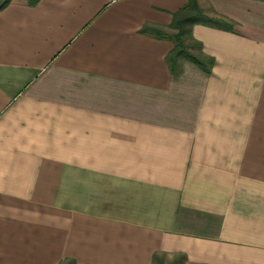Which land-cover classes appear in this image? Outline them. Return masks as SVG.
Instances as JSON below:
<instances>
[{
    "label": "crops",
    "instance_id": "crops-1",
    "mask_svg": "<svg viewBox=\"0 0 264 264\" xmlns=\"http://www.w3.org/2000/svg\"><path fill=\"white\" fill-rule=\"evenodd\" d=\"M187 2L0 11V264H264V1L199 0L173 76Z\"/></svg>",
    "mask_w": 264,
    "mask_h": 264
},
{
    "label": "trees",
    "instance_id": "trees-1",
    "mask_svg": "<svg viewBox=\"0 0 264 264\" xmlns=\"http://www.w3.org/2000/svg\"><path fill=\"white\" fill-rule=\"evenodd\" d=\"M13 0H0V11L5 9ZM35 6L40 0H26ZM264 1V0H261ZM195 25H205L213 28L232 31L234 22L223 16H211L205 13L199 0H188L187 4L173 13L169 27L146 25L141 32L158 39L172 42L173 48L166 55V63L173 76H178L183 70V63L192 62L206 73H211L214 58L203 51V44L193 34Z\"/></svg>",
    "mask_w": 264,
    "mask_h": 264
},
{
    "label": "rangeland",
    "instance_id": "rangeland-1",
    "mask_svg": "<svg viewBox=\"0 0 264 264\" xmlns=\"http://www.w3.org/2000/svg\"><path fill=\"white\" fill-rule=\"evenodd\" d=\"M167 264H171L170 262H167Z\"/></svg>",
    "mask_w": 264,
    "mask_h": 264
}]
</instances>
